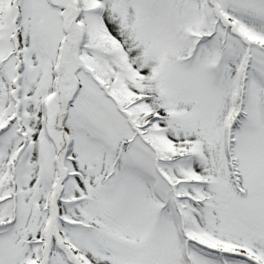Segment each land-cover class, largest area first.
I'll return each instance as SVG.
<instances>
[{
    "label": "snow or ice",
    "instance_id": "snow-or-ice-1",
    "mask_svg": "<svg viewBox=\"0 0 264 264\" xmlns=\"http://www.w3.org/2000/svg\"><path fill=\"white\" fill-rule=\"evenodd\" d=\"M0 264H264V0H0Z\"/></svg>",
    "mask_w": 264,
    "mask_h": 264
}]
</instances>
